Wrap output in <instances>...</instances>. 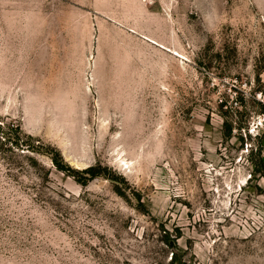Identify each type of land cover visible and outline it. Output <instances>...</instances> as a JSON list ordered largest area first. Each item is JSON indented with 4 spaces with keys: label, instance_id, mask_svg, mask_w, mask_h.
<instances>
[{
    "label": "rangeland",
    "instance_id": "374dc122",
    "mask_svg": "<svg viewBox=\"0 0 264 264\" xmlns=\"http://www.w3.org/2000/svg\"><path fill=\"white\" fill-rule=\"evenodd\" d=\"M263 141L264 0H0V264H264Z\"/></svg>",
    "mask_w": 264,
    "mask_h": 264
},
{
    "label": "trees",
    "instance_id": "16d2710c",
    "mask_svg": "<svg viewBox=\"0 0 264 264\" xmlns=\"http://www.w3.org/2000/svg\"><path fill=\"white\" fill-rule=\"evenodd\" d=\"M229 129H231V126H229ZM53 160H54L55 164L57 165V167H59L60 169L65 170L68 168L69 170H73V172H77L75 169H71L70 167H65L63 160L61 159V157L58 153H57V155H55ZM261 166H262V169H264V163H262ZM84 172L91 174V176L99 175V173L96 171V169L94 167H90L88 169H85Z\"/></svg>",
    "mask_w": 264,
    "mask_h": 264
},
{
    "label": "bare ground",
    "instance_id": "6f19581e",
    "mask_svg": "<svg viewBox=\"0 0 264 264\" xmlns=\"http://www.w3.org/2000/svg\"><path fill=\"white\" fill-rule=\"evenodd\" d=\"M144 37H145L146 39H148L149 41H151L152 43H154V44H157V43H158L157 41L151 39L150 37H146V36H144Z\"/></svg>",
    "mask_w": 264,
    "mask_h": 264
},
{
    "label": "water",
    "instance_id": "95a60500",
    "mask_svg": "<svg viewBox=\"0 0 264 264\" xmlns=\"http://www.w3.org/2000/svg\"><path fill=\"white\" fill-rule=\"evenodd\" d=\"M263 144H264V141H263Z\"/></svg>",
    "mask_w": 264,
    "mask_h": 264
}]
</instances>
